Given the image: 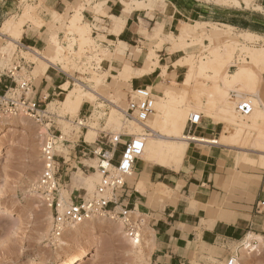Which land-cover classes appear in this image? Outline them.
Masks as SVG:
<instances>
[{
  "label": "crops",
  "instance_id": "obj_1",
  "mask_svg": "<svg viewBox=\"0 0 264 264\" xmlns=\"http://www.w3.org/2000/svg\"><path fill=\"white\" fill-rule=\"evenodd\" d=\"M131 1L133 9L127 10L124 2ZM26 3L39 5L40 15L47 20V24L39 28L27 23L18 43L21 50L45 49L49 42L50 27L61 26L54 18H62L60 15L67 12L72 15L77 6L84 4L82 13L92 29L91 36L97 45L112 55L103 62L105 66L102 65L101 71L106 73L104 76L107 81L101 88L104 87L108 98H114L115 93H126V101L132 92L140 87H151L158 100L165 85L170 86L172 80L178 81L186 72V68L179 67L172 71L171 78L160 79L162 65L171 66L185 54L179 49V44L172 42L169 34L176 33L186 24L200 21L221 26L229 25L241 30H251L257 25L258 29L254 32L264 36V0H256L254 3L263 10H257L256 7L238 9L235 6L219 5L214 0H90L89 3L87 0H0V27L9 17L19 15ZM92 7L103 14H98ZM210 31L214 38L223 37L219 32L212 29ZM58 36L63 40L65 33L61 31ZM68 36L70 39L73 37ZM160 40H163V43L158 48ZM152 49L158 57L159 66L147 74L140 75L145 66L143 56ZM18 60H21L24 67L22 76L29 78L35 98L47 104L48 101L56 100L65 94L62 84L71 78L69 73L58 70L51 64L37 73V66L35 67L33 62H27L25 58L20 57L13 63ZM129 66V78L126 80L112 75L124 71L125 67ZM3 72L0 70V90L4 85L14 84L8 77L1 76ZM159 80H162V87ZM122 82L129 83V89H120ZM108 87L115 93L108 92ZM260 95L264 99V75ZM95 107L93 102H84L80 113H77L79 118H87L91 112H95ZM112 111L108 116L107 125L119 130L122 127L121 117H112ZM220 123L222 122L203 116L200 125L192 133L213 139L217 136ZM85 124L88 126V123ZM98 126L99 121L96 124L97 134ZM81 144L83 142H77L70 148L72 155H67L69 159L60 154L61 159L62 156L66 158L63 171L74 168L69 161L71 157L78 159L83 173L84 166L94 167L81 161L94 160L92 155L80 154ZM189 144L192 146L188 145L178 166L169 168L140 160L136 163L133 174L126 178V190L122 199L125 205L141 214L148 222L154 246L151 264H210L207 259H202L206 257L204 251L208 247L224 249L227 260L231 254V246L248 234L264 237V210H258L259 204L264 202V166L252 163L250 165L257 169L235 171V162L228 152L229 147L197 142ZM78 172L77 167L75 173ZM92 177L94 176L84 178L78 174L74 182L80 186L83 181L89 183ZM140 181L145 183L143 192L137 188ZM69 187V193L78 191V194L83 188L74 187L72 177ZM160 190L162 192H159Z\"/></svg>",
  "mask_w": 264,
  "mask_h": 264
},
{
  "label": "rangeland",
  "instance_id": "obj_2",
  "mask_svg": "<svg viewBox=\"0 0 264 264\" xmlns=\"http://www.w3.org/2000/svg\"><path fill=\"white\" fill-rule=\"evenodd\" d=\"M87 1L89 3L90 0ZM214 1L219 5L235 6L238 7V9H243L244 7L246 8L256 7L257 10H263L261 6H255L254 3L256 0H251V1L249 0L248 2L245 3L244 1L240 0L241 3L239 4L236 1H232V0H226V1L222 0L221 1L222 3H219L216 0ZM35 6L39 7V5H35ZM76 9H78L80 13V17L76 23V26H73L72 23L69 22L71 14H69L68 12L64 15H60L62 18L60 17L54 18V21L60 22L61 26L60 27L51 26L49 29L51 33L48 38L49 41L48 45L46 46L45 49H37V48L36 49L42 55L50 56L53 54V51L56 48L54 42L56 41V43H59V45L63 47V51L61 52V56L59 57L60 59H62V61L59 59L57 61V64H59V66L61 67L63 66V69L65 68L66 72L73 76V79H71V84H73L76 79L83 81L86 84H93V82H88L87 79L93 78L95 76V73H99L100 75L103 74L105 75V73L102 72L101 70L92 71L90 68H88L86 64L87 63L89 64L91 61H97L98 65L102 68V65L99 62L100 58L104 57L105 59H110L112 55L109 52L106 53L105 50L101 48V46L97 45L96 40H92V41L90 40V42H88L87 44L88 37L93 34L89 22L84 20V15L82 11L85 9V6L84 4H82L79 8ZM92 9L98 14H103V12L96 11L93 7ZM36 12L41 17L40 8H38ZM46 24H47V20L43 19V22H41V27H43ZM186 25L187 28L188 29L190 28L191 30L193 28L192 27L193 25L195 29L193 30L195 32H193L192 30L191 33H185L184 35H180L179 34L180 29H179L176 33H171L172 36L171 35L169 36L173 40L172 42L176 43V45L179 44V49L185 53L181 59L184 61L185 59L186 60L194 59L193 60L194 67L197 66V61L201 59L207 60L208 57L211 56L210 55L211 48L217 45H221V43L225 44V42L230 40H237L238 46L236 47L233 53L232 56L233 58H231L232 62H230V64L226 67L223 73H225V71L233 72L236 69V67L234 66L235 63L236 62L240 63L242 60L247 58L246 53L243 52L241 47L243 43H245L250 48H264V36L261 35L259 32H254V30L258 29L257 25L253 26L251 30H246V28L245 30H241V29H236L235 27L229 25L221 26V25L210 24L200 21L192 23L191 25L189 24L190 26H188V24ZM77 26H79V28L83 27L80 29L83 30V33L85 35L84 34L81 35L80 32L77 31L78 29ZM84 26L86 28H84ZM262 27H264V25ZM259 28L261 29L260 26ZM211 29L214 30L215 32L221 33L223 37L221 39L214 38L213 36L210 35ZM61 31L65 33V38L63 40L58 36L59 32ZM245 34H251V35L253 34V37L251 36V39H248L246 41L244 38ZM68 35H73V37H71L70 39ZM211 40L213 42H210ZM7 44L8 47L7 49H5L3 53L4 57L0 53L1 73L3 72V69L12 66L13 61L19 59L20 57L25 58L27 62H33L35 67L37 66V73H40L41 69L43 70L42 67L45 64L42 60L38 59L36 56L32 54L25 53L18 46L10 51L12 45L9 44L8 40L4 37L0 38V52H2V46ZM151 58L153 60L158 59V57L155 56H151ZM103 66H105L104 63ZM32 74L34 76L36 75L34 71ZM184 74L179 78L177 84L180 89L184 91L186 89L187 96L188 95L191 96L192 85L191 86L187 85V83L183 80ZM163 78L164 77L160 76V79ZM159 83L162 87L163 86L162 80H159ZM128 84L129 83L122 82L121 85H119V88L122 90L129 89ZM172 86L173 83L171 82L170 86L165 85L164 89L166 88L171 89L173 88ZM237 89H238L237 86H232L229 89V97L232 96L234 98V104L235 103L237 104V102H239L240 100H244L235 96V94H237L236 91ZM104 90H105L104 87L103 89L102 88L99 89V91L107 98L108 93L106 92L107 93L106 94ZM106 90L110 93H115L114 91H111L110 87H108ZM248 94H249L247 95L248 97L245 99L250 100L248 98H251L252 94H250L249 91ZM64 96L65 94L61 95L59 98H56V100H62ZM155 96H157V94ZM189 96L188 99H190ZM160 97L161 95H159V98ZM56 100L52 99L48 101L46 110H48L51 113H54L57 116L55 121L58 123L59 125L58 127L61 130H63L64 134H66L65 139L68 140L66 146H63L61 141H58L56 146L59 154L61 153L66 156L67 154L69 155L71 154L70 148H72L75 143L82 142L83 139L86 140V133L88 127L78 126L77 122L81 120L79 118V114H73V116H71L72 114L70 115L63 114L60 110L59 104L57 103L54 105L50 104V102ZM110 100L111 101L118 100L116 105L120 107V110H125L127 107L126 93L124 92L123 93L120 92V94L118 95L115 93L114 98H111ZM155 100H157V97L155 98ZM192 100L193 98L189 101ZM100 101H103V107L99 109L101 112L99 113L97 112L94 113V111L91 112V114L88 115L86 121L88 125H92L91 123L97 119L95 114H98L99 118L97 121H99L100 123V126H98L99 131L109 130L117 134H125L127 137H129L128 134L137 135L136 133H133L135 132L134 130L133 131L129 130L130 126L128 125L130 124H129V120H127L128 116L121 115L122 127L119 130L115 129L113 126L107 125L108 116L110 115L112 109L115 107V104L109 103V101H105V100H100ZM189 101L187 100L188 103ZM187 102L186 104H188ZM204 103L206 104L209 103L207 97L204 99ZM236 104L234 105L235 108H236ZM253 109H254V104H253ZM188 111H187V120L190 116V110ZM204 113L202 111L201 114H203L205 118L210 119V117L206 116ZM236 114L239 119H243L244 121L248 116V115L246 117L242 116L238 112H236ZM151 116L147 120L148 123H150L154 118L153 114ZM211 119L217 121V119L214 118ZM248 120L249 119H247L246 122L252 124ZM4 126H7V130L3 132L0 136V146L4 149L0 156V206L7 207L13 203L16 205H25L29 207L31 213L28 214L25 218H23L22 221L16 215H13L11 217L9 216L6 217L4 216V213L0 211V264H59L62 261L66 262L71 255H75L79 257L80 255L83 254V250H85L86 253H95L97 255V261L90 264H140L138 260H135V258L132 257V255L126 253L128 252L126 251L128 249L127 247L128 243L126 242V240H124V238L120 234L116 232L115 230L116 225L113 224V222H111V220L108 219L103 220V222L96 220L97 222L90 223L88 227L93 226L96 229L94 234L90 233L87 227L82 230V235H76L74 238L72 234H68V233L66 234L67 231L66 229L62 237L63 239L68 240L70 243H72V247L61 246L60 244L57 247H53L49 244L48 236L51 230L52 222L51 224L49 223L48 216L52 214L51 210L47 207V205L42 200V198L40 199V196L39 198L37 196L35 197L31 196L32 194L37 193L34 188L39 181L42 171L41 137H40L41 128L34 120L28 117H24V119L23 117L12 118L11 120L6 121V124ZM262 126L264 127V124ZM223 127H224V123L222 122L220 123V129L218 130L217 136L215 138L221 135ZM144 128L147 129V127ZM187 131H188V126L186 124L185 127L186 134H188ZM141 132H144V130H142ZM141 132H139V134ZM252 132L254 131L252 130ZM96 137L93 142H90V144L94 145ZM249 137L250 136H248V138ZM151 141L153 140H151V137L148 136L147 147L150 145ZM250 143L251 140L248 139L245 145L246 147L245 149L229 148L228 152L231 155L232 160H234L235 162V168H234L235 171L237 169L243 171L257 169V167L255 168L250 165L252 163H260L263 166L262 161L264 160V154L262 155V153L258 151L250 150L253 147L252 145H249ZM68 145L69 147H67ZM189 146L192 145L189 144ZM72 153L74 154L73 151ZM121 153H122V148L119 151L117 159L121 157ZM77 160H78L77 158L73 159V157H71L69 161L71 162L72 167L74 168L69 170V172L63 170L59 172V175H62L61 189L64 196L66 197L68 196L70 197L78 194V191H76L75 193H71V192L69 193L67 190V188H70L69 186L71 182V177H72V185L74 187L76 188L83 187L80 193H83L84 189H86L89 193H91L92 191H94L96 184L99 182L100 175L98 173L99 177L97 179H92L89 183L83 181L84 182L83 184L85 185L83 184H81L80 186L77 185L74 182L76 175L80 174L81 177L84 178H88L96 175L95 173H92L95 172L94 169H91L89 171H84L83 173L81 171V169H83L81 168L82 165L79 164ZM81 161L84 164H88L89 166L96 167L98 165L97 160L95 158L94 160H88V161L81 160ZM77 167L79 169L78 174L75 173ZM148 228H149L148 222L146 221L143 227L142 249L146 250L144 251V254L145 252L147 253L146 254L147 258L145 257L146 260L144 259L146 261V264L148 263L151 264L150 263L151 255L153 251L152 248L154 247L152 245V236L150 233L151 230L148 232V230L150 229ZM244 238L246 239V237ZM244 238L234 243L231 246L232 247L231 253H238V256L241 257V253L238 249L245 241ZM263 241H264V237H263ZM256 243L257 240L255 241V244ZM260 249H261L260 251H255L254 253L251 252L246 254L244 257H241L242 264H264V243L260 245ZM204 253H206L205 254L206 257H202V259L204 260L207 259V261L210 264H224L226 261L225 259L226 256H224V249L222 248L208 247V249L205 250ZM219 257H221L220 260ZM144 260L143 263L141 264H145Z\"/></svg>",
  "mask_w": 264,
  "mask_h": 264
},
{
  "label": "bare ground",
  "instance_id": "obj_3",
  "mask_svg": "<svg viewBox=\"0 0 264 264\" xmlns=\"http://www.w3.org/2000/svg\"><path fill=\"white\" fill-rule=\"evenodd\" d=\"M216 1H218L219 3H222L221 2L222 0H216ZM232 1H236L238 4L241 3L240 0H232ZM242 1H244L245 3V2H248L249 0H242ZM124 4L127 7V10L133 9V1L129 3L124 2ZM77 7L79 8V6ZM38 8L39 7L35 5L26 3L23 6L22 12L19 15H17L18 17L16 16H13L11 18L9 17V19L4 21L3 25L0 27V38H3V37L6 38L9 44L12 45L10 51L15 49L18 46V43L24 32V26L27 23H32L33 25L39 28L41 27V22H43V19L36 12ZM79 17H80L79 10L76 9L73 11L69 22H71L73 26H76V23L79 20ZM190 25L188 24V26ZM77 27H78L77 31L80 32L81 35L84 34L83 30L80 29L83 27H80V28L79 26ZM192 27H193L192 28L193 30L194 26L192 25ZM84 28L86 27L84 26ZM189 29L187 28V25H185L180 28L179 34L184 35L185 33H191L192 30L190 29V32H189ZM194 30L193 32H195ZM251 36L253 37V34L252 35L245 34L244 38L247 41L248 39H251ZM90 40L91 41L94 40L91 35L88 37L87 44L88 42H90ZM54 42H55L56 48L54 49L53 54L50 56L42 55L41 53H39V51L36 48L35 49L28 48L29 50L24 49L23 51L25 53L32 54L36 56L38 59L42 60L45 64L42 67L43 70L47 67V65L51 64V66L55 67L56 69L66 72L65 68L63 69V66L61 67L59 66V64H57V61L60 59L59 57L61 56V52L63 51V47L59 45V43H56V41ZM159 42L160 43L158 45L156 44L158 48L161 47L163 40H160ZM210 42H213V41L211 40ZM237 46H238L237 40H230V41L225 42V44L221 43V45H217L211 48L210 49L211 56L208 57L207 60L201 59L197 61L196 67H194V61H193L194 59L186 60L185 58H184L185 61L180 58L179 60L174 62L171 66L162 65L161 67L162 73L160 76L164 78H167V77L171 78L170 76L174 69H177L179 67L186 68V72L184 74L183 80L187 83V85H190V86L192 85L191 86L192 87L191 88L192 97L188 95L190 98L188 99L186 89H185L186 92L180 89L177 84V81L172 80L171 82L173 83V86H172L173 88L163 89L161 93L159 94L161 95V97L158 100H155V113L153 114L154 118L150 123L146 122V125H142L140 123L135 122L130 117L127 118L130 124L128 125L130 126L129 130H132V131L134 130L135 132L133 133L139 134V132H141L142 130L145 131L144 127H148L149 130L151 131L149 132L148 135L151 137V140L153 141H151L148 147L146 143L145 152H144V155L142 156L143 160L150 162V163L151 162L157 163L160 165H165L169 168H173L174 166H178L180 164L183 156L185 155L188 149V145L190 142L212 144L215 146H226L229 148L245 149L246 148L245 145L248 139H250L252 143V144L250 143L249 145L253 146L250 150L258 151L262 153V155L264 154V127L262 126L264 124V99L260 95V86L263 83V75H264V48H250L245 43H243L241 47H242L243 52L246 53L247 58L242 60L240 63L236 62L234 65L236 69L233 72L225 71V73H223L226 67L230 64V62H232L231 58H233L232 56ZM7 47H8V44L2 46V52H0L2 56H3L5 49H7ZM151 56L157 57L153 49L143 56V59H144L143 62L145 63V66L144 68H142L140 75L147 74L153 71L157 66H159L158 59L156 58L157 60H153ZM104 59H105L104 57L100 58L99 62L101 65H103ZM60 60L62 61V59ZM86 65L92 71L102 70V68L98 65L97 61H91L89 64L87 63ZM129 72H130V66L125 67L124 71L123 70L122 72L118 71L112 75H115L119 77L120 79L125 78L126 80L127 78H129ZM70 77L73 78L72 75H70ZM69 80H67L64 84H62V88L66 91L64 98L62 100H56V101L50 102L51 105L52 104L54 105L56 103L59 104L60 110L63 114H69V115L72 114L71 116H73V114H77L80 111L84 102L95 103L96 104L95 112L99 113L101 112L99 109L103 107V101H100V100H108L109 102H112L115 104V107L112 109L113 110L112 117L116 116V119H118L119 117H121V114L125 115L124 110H120V107L116 105L117 104L116 102L111 101L110 100L111 98H108V97L106 98L99 91V89L101 88V85L106 83L107 81V77H105L104 74L100 75L99 73H95V76L93 78L87 79L88 82H93V84H86L85 82L77 80V79L75 80L73 84H71L70 82L71 80L70 81ZM232 86L238 87V89L236 90L237 94H235V96L238 98H241V99L247 98L248 97L247 95H249L248 91L250 92V94H252V97L248 99H250L251 102L254 104V109L248 115L249 117L245 116L246 120L249 119L248 121H250L252 124H249L248 122H246V120L244 121L243 119L238 118L236 114L237 112L236 108L234 107V105L236 104V103L234 104V98L232 96L229 97V89ZM206 97L209 100V103L207 104L204 103V99ZM192 98L193 100L189 101ZM187 100L189 101V103L187 102ZM186 102L188 104H186ZM46 107H47V104H46ZM188 110H190V114L202 113L203 111V113L205 112L204 114L206 116L217 119V121L223 122L224 127L222 129L221 135L217 138L207 139V138L199 137L191 133L186 134L185 127L187 124V111ZM95 116L97 119L94 120V122L91 123L92 125L90 126L89 125L87 126L83 120H80V122L77 123L79 127H81L80 124L82 125L85 124L88 127V130L86 133V141L89 143L93 142L97 135L96 124H97L99 115L95 114ZM15 118H19V117H15ZM0 123H1L0 125V136H1V134L7 130V126H4L6 124V121H2ZM252 130L254 132H252ZM62 134H63V139H64L66 134H64L63 130H62ZM248 136L250 137L248 138ZM3 150L4 149L0 146V156ZM262 162L264 166V160ZM94 173L97 176L92 177V179H97L99 177L98 172H94ZM137 188L138 190L143 192L145 190V183L140 181L137 185ZM161 190L159 192H162ZM34 194L32 195L30 194V195L34 197L37 196L39 198L40 194H37V193H34ZM40 199H41V196H40ZM68 199H69V196L68 197L64 196L62 189H61V200L64 201ZM0 211L3 212L4 216L6 217L8 216L11 217L13 215H16L22 221H23V218H25L28 214L31 213V210L29 209V207L25 205H16L14 203L7 207L0 206ZM106 219L108 218L98 217V218H93L92 220H89V221H85L83 223L72 224L68 226L66 228L67 231L66 229L65 231H66V234L67 233L72 234L75 238L76 235H82V230L87 228L91 222H97L96 220L103 222V220H106ZM48 220H49V223L51 224L52 214L48 216ZM108 220H111V219H108ZM111 222H113V224L116 225L115 226L116 232L120 234L124 238V240H126V242L128 243L127 245L128 249L126 250L128 252L126 253L132 255V257L135 258V260H138L140 264L143 263V260L145 259L146 254H147L146 252L144 254V251L146 250L142 249L143 242L139 241L138 243H136L130 238H128L123 228V225L119 221L111 220ZM95 230L96 229L93 226L88 227V231H90V233L94 234ZM149 231L150 229L148 230V232ZM256 240H257V243L255 244ZM58 241L61 246L72 247V243H70L68 240L63 239L62 236L59 238ZM262 243H264L262 236L255 235V234H248L245 241L243 242L241 247H239L238 249L241 253V257H244L246 254L251 253V252L254 253L255 251H260L261 250L260 245ZM241 257L238 256L237 264H242ZM96 261H97V255L95 253H86V251L83 250V254L80 255L79 257L75 255H71L66 262L62 261L59 264H90ZM145 264H146V261H145Z\"/></svg>",
  "mask_w": 264,
  "mask_h": 264
},
{
  "label": "built area",
  "instance_id": "obj_4",
  "mask_svg": "<svg viewBox=\"0 0 264 264\" xmlns=\"http://www.w3.org/2000/svg\"><path fill=\"white\" fill-rule=\"evenodd\" d=\"M23 68L21 60H18L1 75L8 77L14 84L4 85L0 90V122L15 117H28L41 128L42 171L34 189L52 212L49 244L53 247L59 246L58 240L68 226L98 217L119 221L128 238L136 243L142 241L146 219L125 205L122 198L126 190V178L133 174L136 163L143 160L149 128L129 137L109 130H100L93 147L83 139V144L79 145L80 154L92 155L98 163L96 167L84 166L83 171L94 169L100 175L99 182L91 193L86 189L80 193V190L79 194H72L68 200L63 201L62 175H59V172L63 170V165H66V158L62 156L61 159V153L59 154L56 146L58 141L65 146L68 140L63 139L62 131L55 121L57 116L46 110L44 101L33 96L29 78L22 76ZM155 97L149 87L135 89L127 100L125 115L137 123L146 125L147 120L155 112ZM252 110L251 100H240L236 104V111L242 116L249 115ZM202 117L201 113L190 114L187 120L188 134L200 125ZM81 120L86 123L87 118ZM79 122L80 120L77 123ZM80 126L87 127L85 124ZM120 146L122 153L117 159ZM66 171L69 172L67 169ZM258 210H264V202L259 204ZM237 259L238 253H231L224 264H237Z\"/></svg>",
  "mask_w": 264,
  "mask_h": 264
}]
</instances>
